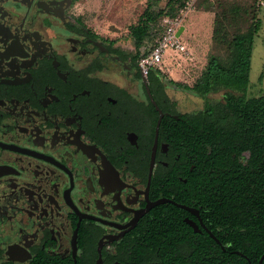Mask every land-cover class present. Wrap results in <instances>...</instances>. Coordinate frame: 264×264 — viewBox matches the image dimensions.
<instances>
[{"label":"flooded vegetation","instance_id":"af4514ba","mask_svg":"<svg viewBox=\"0 0 264 264\" xmlns=\"http://www.w3.org/2000/svg\"><path fill=\"white\" fill-rule=\"evenodd\" d=\"M78 5L0 0V264H264V94L180 112Z\"/></svg>","mask_w":264,"mask_h":264},{"label":"rangeland","instance_id":"374dc122","mask_svg":"<svg viewBox=\"0 0 264 264\" xmlns=\"http://www.w3.org/2000/svg\"><path fill=\"white\" fill-rule=\"evenodd\" d=\"M168 0H160L158 9H163ZM192 6L186 11L181 26L184 31L179 36L182 50L166 48L159 71L169 87L171 98L176 100L178 111L185 112L203 102L191 92H177L171 81L191 86L205 70L210 54L217 56L223 63L228 60L226 44L214 42L213 28L215 12L228 4L241 8L232 21L225 24L222 32L226 39L238 28L245 29L250 22L259 20L261 25L254 37L251 50L250 83L248 90L264 94V0H187ZM147 0H79V15L97 33L115 39L123 48L130 49L134 43L128 27L137 23L146 7ZM213 7L214 10H211ZM156 41V38H155ZM154 42H146L147 48ZM109 73L118 74L116 71ZM196 101L198 105L194 102Z\"/></svg>","mask_w":264,"mask_h":264},{"label":"trees","instance_id":"16d2710c","mask_svg":"<svg viewBox=\"0 0 264 264\" xmlns=\"http://www.w3.org/2000/svg\"><path fill=\"white\" fill-rule=\"evenodd\" d=\"M186 1L168 0L163 9H158L160 0H147L146 7L139 16L137 23L128 27L133 43L137 47L146 45V42L154 39V42L146 48L143 55L154 46L155 38H159L162 19L177 16L185 6ZM211 10H214L213 7ZM221 10V13L215 12L212 37L214 42L219 41L226 44L228 61L223 63L217 56L210 54L205 70L191 87L172 81L178 87L191 90L202 98H205L209 93L221 90L245 93L250 83L251 50L254 37L257 35L261 23L259 20L253 19L244 30L238 28L227 40V31L223 33L222 29L227 22L232 21L234 17L240 14L241 8L234 4H228L225 7L223 5ZM157 72L162 74L159 70ZM258 101L259 104H264V97H259Z\"/></svg>","mask_w":264,"mask_h":264},{"label":"built area","instance_id":"2783aa9c","mask_svg":"<svg viewBox=\"0 0 264 264\" xmlns=\"http://www.w3.org/2000/svg\"><path fill=\"white\" fill-rule=\"evenodd\" d=\"M192 6L191 1H186L185 6L179 11L174 18L165 17L160 24L161 32L159 38L156 39L154 46L139 59L140 72L146 76L152 69L159 68L163 63V56L166 48L182 50V45L177 37L183 17L186 11Z\"/></svg>","mask_w":264,"mask_h":264},{"label":"water","instance_id":"95a60500","mask_svg":"<svg viewBox=\"0 0 264 264\" xmlns=\"http://www.w3.org/2000/svg\"><path fill=\"white\" fill-rule=\"evenodd\" d=\"M183 30H184V27L182 26V27H180V29L178 30V32H177V37H179L180 35H181V33L183 32Z\"/></svg>","mask_w":264,"mask_h":264},{"label":"crops","instance_id":"0c3cea01","mask_svg":"<svg viewBox=\"0 0 264 264\" xmlns=\"http://www.w3.org/2000/svg\"><path fill=\"white\" fill-rule=\"evenodd\" d=\"M184 31V30H183Z\"/></svg>","mask_w":264,"mask_h":264}]
</instances>
